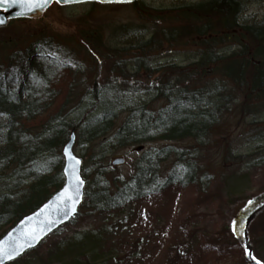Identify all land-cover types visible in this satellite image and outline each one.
Segmentation results:
<instances>
[{"label": "trees", "instance_id": "16d2710c", "mask_svg": "<svg viewBox=\"0 0 264 264\" xmlns=\"http://www.w3.org/2000/svg\"><path fill=\"white\" fill-rule=\"evenodd\" d=\"M254 2L261 4L264 0H208L179 6V18L171 19L176 26L162 41L158 40L160 35H151L148 41L137 42V47L109 51L105 56L107 61L113 57L112 78L106 83L96 80L87 85L85 93L78 91L75 79L85 71L74 51L79 52L77 44L79 48L74 46L70 50L65 41L43 35L22 48L16 42H4L0 51V171L11 174L5 172L0 192V238L62 185L58 151L72 131L87 146L104 140L101 152L107 148V139L116 151L163 144L142 152L130 178L115 176L109 180L104 175V154L99 153L94 179L97 189L86 193L82 205L88 214L115 212L128 203L176 188L198 192L209 175L199 160L200 147H206L225 114L230 110L238 115L251 111L255 117L258 113L253 111L264 110V19L251 23L248 17H243L248 11L245 5ZM138 6L142 2L134 5ZM94 39V35L84 39V46L89 48ZM95 44L99 45L93 49H98L95 63L104 64L100 40ZM181 45L191 48L190 64L153 69L150 60L153 53L175 51ZM224 47H233L235 51L222 54ZM139 75H146L143 81H148L150 90L145 91L153 98L148 103L126 107L122 104L123 97L143 90H135L141 83ZM76 91L81 94L79 97H75ZM77 99L78 104L70 106ZM79 108L82 112L77 114L76 122L70 121L69 117ZM122 113L126 117L118 126ZM253 124L258 126L257 131L263 129L257 135L264 139V120ZM27 125L31 127L26 128ZM186 141L194 142L191 149L173 146ZM45 153L57 157L60 168H49L46 160H41ZM230 156L224 157V161ZM169 160L173 161L171 169L164 170L163 165ZM25 165L29 169L22 174ZM26 178L32 181L22 188ZM263 207L264 194L253 200L251 208L244 209L247 219ZM243 218L245 215L241 221ZM75 222L76 219L57 233ZM242 226L243 223L237 227L236 234L246 251ZM95 232L88 235L94 236L93 239L101 237V231ZM117 250L109 260L112 264L123 256Z\"/></svg>", "mask_w": 264, "mask_h": 264}, {"label": "rangeland", "instance_id": "374dc122", "mask_svg": "<svg viewBox=\"0 0 264 264\" xmlns=\"http://www.w3.org/2000/svg\"><path fill=\"white\" fill-rule=\"evenodd\" d=\"M203 1L208 0H146L136 8L132 5L94 4L52 6L38 21L17 22L0 30V51L7 40L16 42L22 48L40 35L63 40L70 50L74 46L80 47L79 52L74 51L78 53L79 65L85 71L75 76V79L79 84L78 91L85 93L87 85H92L96 80L106 83L112 78L110 71L113 57L107 61L105 56L109 51L126 46L137 47V42H146L151 35H160L158 40L162 41L164 35L176 26L171 19L179 18V6ZM245 6L248 11L243 17H248L251 23L263 21L264 3L254 2ZM93 35V46H84V39ZM97 40L101 42L105 61L104 64L99 61V65L95 63L98 60L95 51L98 49L93 50L99 46L95 44ZM233 51V47H224L222 54ZM190 55L191 48L181 45L175 51L153 53L150 60L153 69H160L171 64L188 65ZM139 77L141 83L135 90H143L124 96L127 103L123 99L122 104L126 107L148 103L153 98L145 91L150 90L148 81H143L147 79L146 75ZM75 94V97L81 95L77 91ZM78 102L77 99L70 106ZM152 105L157 106V103ZM82 108L69 120L76 122ZM253 112L258 113L257 116L252 117L251 111L238 115L230 110L222 118L217 131L208 138L206 147H200L199 160L209 175L203 180L198 192L191 188H176L141 202L128 203L115 212L88 214L87 210L80 208L76 222L69 228L49 236L36 250L12 264H112L109 260L118 252L117 249L123 252V256L113 264H264V207L254 212L249 219L248 213L244 212L247 206L252 207L253 200H258L264 194V139L257 135L263 129L257 131L261 124H253L264 120V110L261 108ZM125 117V113L119 116L118 126ZM34 130L33 133L37 134V130ZM104 142L100 140L87 146L77 134L74 153L82 159V175L87 182L88 194L97 189L94 179L99 153L104 154V175L109 180L115 176L130 178L134 163L142 154L136 147L116 151L111 144L109 146V139L105 143L107 148L101 152L103 148L100 144ZM193 144L192 141H186L173 146L183 150L191 149ZM161 146L162 143H153L143 148ZM61 150L58 151L59 155ZM229 154V159L224 161L223 158ZM121 158L125 159V164L113 167L111 162ZM41 160H46L51 169L60 168L58 158L49 153H45ZM172 163L169 160L163 169H171ZM28 169L24 166L22 174ZM5 172L11 174V171ZM5 172L0 171V192L3 191ZM31 181L32 178H26L22 188ZM195 197L196 201H193ZM243 215L245 218L241 221ZM242 223L243 233L246 234L245 244L248 246L246 251L238 242L236 234L237 227ZM95 231H101V237L93 239L94 236L88 235ZM120 241L121 246L117 245Z\"/></svg>", "mask_w": 264, "mask_h": 264}, {"label": "water", "instance_id": "95a60500", "mask_svg": "<svg viewBox=\"0 0 264 264\" xmlns=\"http://www.w3.org/2000/svg\"><path fill=\"white\" fill-rule=\"evenodd\" d=\"M138 1L141 0H129V2H118V0H106V2H101V0H83V2L65 4L57 3L56 0H50L41 9L36 8L29 0H21V4L25 6L4 7L0 5V29H6L9 22L16 21L17 19L38 21L53 4L62 7L92 2H97L101 5H125L135 4ZM75 139V133L72 132L61 152L63 156L62 177H64L61 189L53 194L46 203L38 207L35 212L19 220L13 228L9 229L0 238V264L15 262L29 251L37 249L42 241L57 232L59 228L69 224L79 214L80 206L85 199L86 183L83 176H81L82 160L73 152ZM137 151H141V148H138ZM112 164L114 166H121V164H124V160L116 159ZM77 178L82 182L78 188L76 186ZM71 196H75L76 198L69 200L68 197ZM70 208L74 209V211H69ZM8 253H12V255L9 256Z\"/></svg>", "mask_w": 264, "mask_h": 264}, {"label": "snow or ice", "instance_id": "6c2138e0", "mask_svg": "<svg viewBox=\"0 0 264 264\" xmlns=\"http://www.w3.org/2000/svg\"><path fill=\"white\" fill-rule=\"evenodd\" d=\"M31 4H33L36 8H43L44 5L48 4L50 0H29ZM57 3H77V2H83V0H56ZM101 2H106V0H101ZM118 2H129V0H118ZM0 5H3L4 7H15V6H25L24 4H21V0H0ZM78 163V162H77ZM82 182L79 181L77 178V188L80 186ZM78 195V194H77ZM76 197L71 196L68 197L69 200H74ZM69 211H74V209L70 208ZM9 256L12 255V253H8Z\"/></svg>", "mask_w": 264, "mask_h": 264}, {"label": "bare ground", "instance_id": "6f19581e", "mask_svg": "<svg viewBox=\"0 0 264 264\" xmlns=\"http://www.w3.org/2000/svg\"><path fill=\"white\" fill-rule=\"evenodd\" d=\"M28 156H30V153L28 154ZM26 166V165H25ZM24 167V166H23ZM28 167V166H27Z\"/></svg>", "mask_w": 264, "mask_h": 264}]
</instances>
